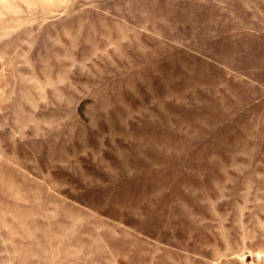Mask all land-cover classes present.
Returning a JSON list of instances; mask_svg holds the SVG:
<instances>
[{"label":"rangeland","instance_id":"374dc122","mask_svg":"<svg viewBox=\"0 0 264 264\" xmlns=\"http://www.w3.org/2000/svg\"><path fill=\"white\" fill-rule=\"evenodd\" d=\"M0 264H264V0H0Z\"/></svg>","mask_w":264,"mask_h":264},{"label":"crops","instance_id":"0c3cea01","mask_svg":"<svg viewBox=\"0 0 264 264\" xmlns=\"http://www.w3.org/2000/svg\"><path fill=\"white\" fill-rule=\"evenodd\" d=\"M217 8H219V9H223V8H225V7H220V6H219V7H217Z\"/></svg>","mask_w":264,"mask_h":264}]
</instances>
